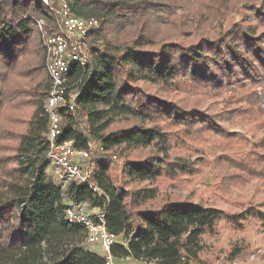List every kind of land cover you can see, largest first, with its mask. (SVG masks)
<instances>
[{"label":"trees","instance_id":"1","mask_svg":"<svg viewBox=\"0 0 264 264\" xmlns=\"http://www.w3.org/2000/svg\"><path fill=\"white\" fill-rule=\"evenodd\" d=\"M71 1L75 16L100 21L91 40L101 42L103 51H95L84 68L72 66L67 81L76 93L77 116L87 125L86 137L70 119L56 142L72 141L84 149L93 140L110 154L124 155L126 163L118 182L108 165L98 166L100 194L71 183L65 190L69 201L87 200L105 210L107 231L126 239L125 246L110 250L116 260L205 264L199 257L203 237L218 222L235 223L243 216L228 217L211 205L168 194L159 182L213 174L216 190L232 197L234 181H264V140L240 158L217 156L210 166L173 155L172 133L163 124L187 130L201 125L218 133L222 112L208 96L244 98L255 88L261 92L252 94L254 105L264 112V11L246 7L238 22L209 31L240 4L262 0ZM39 18L52 26L31 0H0L1 65L12 66L20 54L37 49L46 75L42 39L32 21ZM198 92L206 95H190ZM178 95L184 97L175 99ZM41 98V92L18 87H8L3 96L7 108L32 110L23 119L5 110L0 114V264H104L84 250V231L64 220L62 191L45 181L48 122ZM6 118L15 126L5 124Z\"/></svg>","mask_w":264,"mask_h":264},{"label":"rangeland","instance_id":"2","mask_svg":"<svg viewBox=\"0 0 264 264\" xmlns=\"http://www.w3.org/2000/svg\"><path fill=\"white\" fill-rule=\"evenodd\" d=\"M246 7H254L256 11L262 12L264 11V0L255 5L240 4L233 14L215 22L209 31L218 33L229 23L238 22ZM175 13L179 14L180 10H176ZM96 43V46H99L98 49L103 51L101 42ZM41 66V54L37 49L20 54L12 66L0 64V72H2L0 114L2 110H5V113L10 116L23 119L28 117L32 110L31 107L16 109V107L9 106L7 108L8 106H4L3 96L8 87L28 89L31 93L41 92V104L43 105L49 81ZM254 92L260 93L261 89L255 88L244 94V98L242 96L231 97L229 93L221 96H208L218 102L217 105L222 112L221 130H218V133L209 131L201 125H195L194 130H187L184 127L172 128L164 123L165 129L172 133L171 153L185 160L201 159L212 166L217 156L229 154L240 158L242 154L252 151L254 147L263 145L264 112L257 111L254 105L255 99L252 97ZM196 94L206 95L203 92L190 95ZM29 96L28 99L33 98V95ZM181 96H175V99H180ZM239 98L243 100L235 104ZM225 101L229 104V108L223 106L222 103ZM75 120L77 129L80 132H86L87 125L77 115ZM4 123L15 126L8 118L4 120ZM20 129L23 130L22 124ZM37 154L39 153H35L34 156ZM115 155L118 156L119 161L117 160L116 163L109 166V171L113 181L118 182L121 179L126 159L122 154ZM43 173L46 182L58 184L53 166L48 165ZM159 184L162 191H166L168 194L188 197L194 203L202 202L211 205L220 209L225 216H240V214L243 216V218H238L235 223L229 220L218 222L214 232L203 237L204 250L199 257L205 264H264V181L247 180L246 183L234 181L231 185L232 197H224L216 190L219 183L213 174L195 180L160 181ZM68 202V198L63 199L64 205ZM258 212L261 215L250 216V214ZM261 216L262 218H260ZM116 243L125 246L126 239L119 236ZM94 252L100 256L103 253L100 249H95ZM130 262L143 264L132 258L115 259V264H129Z\"/></svg>","mask_w":264,"mask_h":264},{"label":"built area","instance_id":"3","mask_svg":"<svg viewBox=\"0 0 264 264\" xmlns=\"http://www.w3.org/2000/svg\"><path fill=\"white\" fill-rule=\"evenodd\" d=\"M45 9L52 26L44 20L32 19L35 23L44 49V63L49 88L42 110L47 117V151L45 158L57 175L62 199H67L66 188L71 183L88 187L100 194L95 174L99 165L112 166L118 156L106 152L93 140L86 141V148L78 149L72 141L57 143L64 123L76 119V93L67 84L72 66L86 67L95 51L99 50L92 36L98 31L100 21L96 18H80L72 12L71 0H31ZM87 132V131H86ZM86 132L82 134L86 137ZM119 161V160H118ZM111 164V165H110ZM64 220L84 231L83 248L94 253L102 250L104 264H115L110 250L116 245L117 237L106 229L105 210L90 205L89 201H69L63 211ZM97 255V254H96Z\"/></svg>","mask_w":264,"mask_h":264},{"label":"crops","instance_id":"4","mask_svg":"<svg viewBox=\"0 0 264 264\" xmlns=\"http://www.w3.org/2000/svg\"><path fill=\"white\" fill-rule=\"evenodd\" d=\"M129 264H132L131 262Z\"/></svg>","mask_w":264,"mask_h":264}]
</instances>
